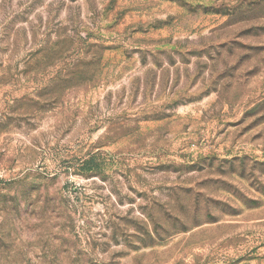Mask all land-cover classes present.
Returning <instances> with one entry per match:
<instances>
[{
  "label": "rangeland",
  "instance_id": "1",
  "mask_svg": "<svg viewBox=\"0 0 264 264\" xmlns=\"http://www.w3.org/2000/svg\"><path fill=\"white\" fill-rule=\"evenodd\" d=\"M0 264H264V0H0Z\"/></svg>",
  "mask_w": 264,
  "mask_h": 264
}]
</instances>
